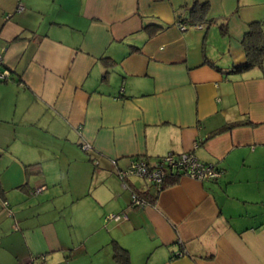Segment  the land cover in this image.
Wrapping results in <instances>:
<instances>
[{
  "label": "crops",
  "instance_id": "1",
  "mask_svg": "<svg viewBox=\"0 0 264 264\" xmlns=\"http://www.w3.org/2000/svg\"><path fill=\"white\" fill-rule=\"evenodd\" d=\"M254 21L264 0H0V264H119L115 247L129 264H264V67L235 71ZM181 152L221 176L121 186L134 157ZM131 190L155 202L132 208Z\"/></svg>",
  "mask_w": 264,
  "mask_h": 264
},
{
  "label": "built area",
  "instance_id": "2",
  "mask_svg": "<svg viewBox=\"0 0 264 264\" xmlns=\"http://www.w3.org/2000/svg\"><path fill=\"white\" fill-rule=\"evenodd\" d=\"M18 10L21 7L18 6ZM180 30H185L186 25L183 23L178 24ZM1 63V57H0ZM7 75L5 72L0 71V78ZM81 148L85 151H89L88 144L81 145ZM222 172L212 167L210 164H204L200 162L192 152L181 153H168L153 163H148L145 159H136L129 163L128 167L124 171L119 172L120 177L134 176L144 181L148 185H152L156 188L165 181L169 176L180 175L198 181L217 180L221 176ZM127 185V184H126ZM123 183V188H127ZM45 189V186H40L34 189L33 193L38 194ZM130 204L136 208H143L146 203L134 192H131ZM10 214V213H9ZM109 219L118 221L120 219H127L125 214L122 215H110ZM36 260H39V264H47L45 256L33 257L25 264H34Z\"/></svg>",
  "mask_w": 264,
  "mask_h": 264
},
{
  "label": "trees",
  "instance_id": "3",
  "mask_svg": "<svg viewBox=\"0 0 264 264\" xmlns=\"http://www.w3.org/2000/svg\"><path fill=\"white\" fill-rule=\"evenodd\" d=\"M207 14H208V4L207 3H205V2L204 3H195L189 8V12H188L187 17H185V19H183V20H187V21L183 24H185L187 27L188 25L193 26V25H197L199 23L205 22L208 19ZM220 29L224 33L225 27L220 26ZM240 44L243 48L245 59H244V63L242 65L236 67V69H235L236 72L241 73V72L248 71L252 68L260 69V68L264 67V26H262V22L254 21V22L249 23L245 33L243 34V36L240 40ZM239 124H242V123L234 122V123L225 125V126L221 127L220 129H218L217 132L219 133V132L227 131L233 127L238 126ZM136 159H145V158L137 156V157H134L133 159H131L130 162L133 160H136ZM148 163H150V162H148ZM151 163H153V162H151ZM210 165H212V167H214L217 170L222 172V170L217 168L215 164L214 165L210 164ZM127 167L118 171V177L120 179L121 186L123 183L125 185L127 184L128 178L134 177V176H128L126 178L125 177L122 178L119 176V172L126 170ZM179 177H182V176L176 175V176H172V177L171 176L167 177L165 179V181L158 188H156L152 185H150V186H152L157 193L160 190H162L164 187L176 182ZM135 178H137V177H135ZM208 181H213V180H208ZM126 187L129 189L128 184L126 185ZM2 191L3 190H2L1 185H0V194L2 193ZM33 191H32V193H33ZM131 192L136 193L146 204H153L155 202V199L152 198V196L147 191L140 193V192H136V191L131 190ZM130 207L136 208V207L131 206V204H130ZM114 258L117 261V263H119V264H129L127 252L121 248L115 247Z\"/></svg>",
  "mask_w": 264,
  "mask_h": 264
},
{
  "label": "rangeland",
  "instance_id": "4",
  "mask_svg": "<svg viewBox=\"0 0 264 264\" xmlns=\"http://www.w3.org/2000/svg\"><path fill=\"white\" fill-rule=\"evenodd\" d=\"M80 148H81V147H80ZM81 150H82L83 152L85 151V150H83L82 148H81ZM82 151H81V152H82ZM83 152H82V153H83ZM92 165L98 167V162H97L96 160H93ZM97 167H95V168H97ZM131 179H135V177H132ZM137 179H138V178H137ZM138 180H140V179H138ZM141 181H142V180H141ZM77 233H78V229H77V228H75V229L69 228V230L66 231V235H67L68 237H70V235L73 236V237H75V236L77 235Z\"/></svg>",
  "mask_w": 264,
  "mask_h": 264
}]
</instances>
